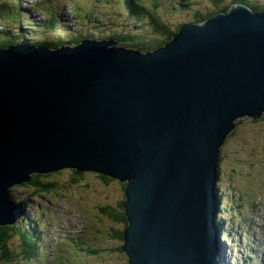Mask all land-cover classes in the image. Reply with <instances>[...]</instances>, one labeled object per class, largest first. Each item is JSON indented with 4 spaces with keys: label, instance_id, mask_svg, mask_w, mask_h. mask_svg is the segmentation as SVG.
I'll use <instances>...</instances> for the list:
<instances>
[{
    "label": "water",
    "instance_id": "95a60500",
    "mask_svg": "<svg viewBox=\"0 0 264 264\" xmlns=\"http://www.w3.org/2000/svg\"><path fill=\"white\" fill-rule=\"evenodd\" d=\"M263 115L264 12L246 5L147 54L93 39L0 48V225L23 216L14 185L74 168L127 183L130 264H217L219 149L235 120Z\"/></svg>",
    "mask_w": 264,
    "mask_h": 264
},
{
    "label": "rangeland",
    "instance_id": "374dc122",
    "mask_svg": "<svg viewBox=\"0 0 264 264\" xmlns=\"http://www.w3.org/2000/svg\"><path fill=\"white\" fill-rule=\"evenodd\" d=\"M38 1L40 0H0L3 15L0 16V25H5L10 30L19 28L21 23H25L26 13L32 14V5H36ZM47 1L48 5L47 2L44 4L46 7L42 3L36 6L38 11L33 12L31 26H23L26 29L22 32L24 40L31 39L29 41L34 44H57L73 43L74 40L80 39L85 31L95 35L92 39L98 38L104 32L124 34L131 20L138 21L139 24L129 31L150 37L147 39L149 41L162 33V26L157 23H164L171 32H176L179 28V32L184 24L195 19L197 13H205L202 11L212 5H229L235 0H131L134 5L145 8V11L138 10L135 15L123 11V8H126L124 0ZM250 1L264 5V0ZM87 16L95 23H88ZM56 17L64 27L54 25L53 19ZM114 24H118L121 29L115 28ZM93 26L98 27L97 30H94ZM253 119H238L237 124H244H236L230 132H233V135H228L222 145V154L220 151L219 155V160L224 157L220 166V181L217 183L223 200L219 217L223 216L228 222L225 237L227 246L230 245L231 249L229 253L227 250L226 252L228 258L234 259L235 262L239 259L242 264L264 263V120L255 122ZM34 174H31V180ZM47 174L50 175L40 181L55 184L54 189L37 193L36 187L24 186L29 183L25 182L14 185L10 191L12 199L20 200L21 205L23 199L36 192L27 206L30 213L28 221L17 220L10 225L15 227L20 224L27 232L31 230L32 225L41 232L39 243L46 249L39 251V259L33 264H44L46 260L49 264L64 260L65 264H130L126 252L119 250L120 247L124 248V231L128 224H118L110 219H114L113 216L118 210L121 213L124 211V184L114 179L109 183L105 182L99 173L95 172H83L80 180L76 181L72 169ZM105 207L115 212L102 214L101 209ZM212 219L215 224L216 216L212 215ZM255 226L257 233H250L251 238H245V233L242 232L244 240L240 241L241 233L238 229L248 232ZM117 230L123 231L122 241L114 236ZM9 237L8 245L11 250L15 254L19 253V235L12 234ZM248 243L250 247L246 246ZM53 246H57L54 252ZM94 248H97L98 252L93 253ZM246 253L250 255V261L247 262ZM16 258L13 263L2 261L0 264H32L26 257L23 260Z\"/></svg>",
    "mask_w": 264,
    "mask_h": 264
},
{
    "label": "trees",
    "instance_id": "16d2710c",
    "mask_svg": "<svg viewBox=\"0 0 264 264\" xmlns=\"http://www.w3.org/2000/svg\"><path fill=\"white\" fill-rule=\"evenodd\" d=\"M127 2V5L129 6V8H134L130 3L131 0H125ZM236 3H242V4H247L250 8H252L255 12H264V5H258V4H254L252 3L250 0H235L234 2H232V4H227V5H221L219 4L218 7H214L213 5L210 6L208 8V13L205 14L204 16L196 19V22L197 23H201V22H204L206 21L208 18L214 16L215 14L219 13V12H226L229 10V8L236 4ZM218 11V12H217ZM12 17H14V14L12 15ZM157 25L159 26H162L161 27V35L160 36H157L149 41H147V39H149L150 37H146L144 36L145 38L143 40H140V42H137L136 40H138L137 37H134V38H129L128 40H122L121 37L119 36H114V37H118L121 44L122 45H125V46H129L131 48H134L136 50H140V51H144V52H149V51H153L161 46H165L167 43H169L172 38H173V35L178 32V29L176 32H171L170 28L167 27L164 23H157ZM155 35V34H154ZM15 39L16 41H20V39L22 38V35L20 37H17L15 34ZM8 40V39H6ZM81 38L80 39H76L75 42H80ZM24 41V40H23ZM25 43L27 44H31V45H34L33 42H30V41H27L25 40L24 41ZM21 43V41H20ZM37 44V43H35ZM63 44V42H60V43H57V44H52L51 48H55V47H59ZM9 43H2L0 44V47H5V46H8ZM264 120V117L263 119ZM260 119L256 120L255 122L257 121H262ZM231 135H233V132L229 135V137H231ZM226 142V141H225ZM222 151H223V147H221V154H222ZM224 160V157L220 160H218V165L217 167H219V174H218V182L220 181V177H221V171H220V166L222 164ZM74 174H75V180H80V177H82L83 175V172H78L76 171L75 169H72ZM48 175L50 174H34L33 175V180H31L29 183H26L24 184V186H27V185H30V186H33V187H36L37 190L36 192L38 193H45L46 191H49L51 189H54V187H56L55 184H51V183H48V182H44V181H40V179H43L44 177H48ZM101 178L104 179L105 182H110L112 180V178H109L107 176H104V175H101L99 174ZM79 177V179H78ZM76 180V181H77ZM124 186H125V183H124ZM36 192H34L31 196H28L26 197L25 199L22 200V206L26 207L29 205L30 201H31V198L34 194H36ZM216 203H215V216L217 218V222L215 224V227L217 229V234L220 235L219 236V240L221 239L222 237V233L221 232H224L225 233V230L227 229V222H224V217L223 216H220L221 215V205H223V200H222V195H221V189L219 186H217L216 184ZM15 201L18 200V199H14ZM21 201L19 200V203ZM119 207H121V204H119ZM101 212L102 214H105L107 212H115L114 210L108 208V207H105V208H102L101 209ZM27 218H25V221H28L29 219V215L26 216ZM114 219L110 218L112 221H114L115 223H118V224H125L126 223V216H125V212L123 211L121 213L120 210H118L117 212H115V215L113 216ZM31 230H29L28 232L26 230H23L22 227L20 226V224H18L17 226H10V225H0V262L2 261H7L10 262V263H13V260H16L17 258L16 257H20L21 260L25 259V257L27 258V260L30 262V263H35V260L37 261L39 259V251L42 250V245L40 242L41 240V232L36 228V227H33L32 225L30 226ZM12 234H17L19 235L20 237V244H21V251L17 254L13 253V251L11 250L10 246L8 245V240H9V235L11 236ZM118 240H123V231H119L117 230L115 232V235H114ZM220 246H221V253H223V255L221 254L220 255V264H223L222 263V260L224 257H227V254H226V250H227V239L225 237V235L223 236V240L220 241ZM223 246V247H222ZM224 248H225V252H224ZM119 250H122V247L119 248ZM93 253H96L98 252L97 251V248H94V251L92 250ZM24 254L26 256H24ZM30 257H33L34 259L32 260ZM228 258V257H227ZM6 263V264H7ZM62 264H64V261L61 262ZM4 264V262H3ZM41 264V263H39ZM45 264H49L48 263V260H46ZM57 264V263H56Z\"/></svg>",
    "mask_w": 264,
    "mask_h": 264
},
{
    "label": "bare ground",
    "instance_id": "6f19581e",
    "mask_svg": "<svg viewBox=\"0 0 264 264\" xmlns=\"http://www.w3.org/2000/svg\"><path fill=\"white\" fill-rule=\"evenodd\" d=\"M17 37H20L21 35H22V33H16L15 34ZM23 36L24 35H22V38L20 39V41H21V43H25L24 41L25 40H27V39H23ZM24 40V41H23ZM29 40H31V39H28L27 41H29ZM31 42V41H30ZM20 43V42H19ZM27 44V43H26ZM30 44V43H29ZM31 45V44H30ZM31 46H36L35 44L34 45H31ZM238 123V120L236 121H234V125L236 126V124ZM234 129V128H233ZM232 129V130H233ZM231 130V131H232ZM231 131H229V132H231ZM230 134V133H229ZM222 147V146H221ZM220 151H221V149H219V155H220ZM218 162V161H217ZM64 169H74V168H64ZM61 170H63V169H61ZM60 171V170H59ZM219 167H217V179H216V182H215V187H213V197H214V208H213V212H212V215H214L215 216V201H216V192H215V190H216V184L218 183V174H219ZM221 171V170H220ZM58 172V171H57ZM86 173V172H85ZM35 174H38V173H35ZM221 174V173H220ZM110 178V177H109ZM31 180V179H30ZM119 182V181H118ZM121 183V182H120ZM124 184V183H123ZM126 186H127V183H125V186H124V190H125V193H126ZM214 192H215V194H214ZM126 200V199H125ZM124 206V205H123ZM124 212H125V210H124ZM225 212V211H224ZM125 216H126V220H127V215H126V213H125ZM224 219V218H223ZM228 223V222H227ZM216 224V223H215ZM215 224H214V222H213V219H212V227L213 228H215V232H216V240H217V244H218V248H219V252H218V254H217V259H216V262H217V264H220V255L222 254L223 255V253H221V246H220V241L221 240H223V236L225 235L224 234V232H221L222 233V237H221V239H220V241H218L219 240V236L220 235H218L217 234V229H216V227H215ZM128 227V226H127ZM256 228V226L255 227H253L251 230L252 231H244V230H242V229H238L239 230V232L241 233V235H242V232H244L245 234L244 235H246V236H250V233H253L254 235L257 233V230L255 229ZM125 231H126V229H125ZM233 234V233H232ZM238 235H240V234H238ZM232 237L233 238H235V236L234 235H232ZM250 238H251V236H250ZM259 240V238L257 239V241ZM240 241H241V239H240ZM228 242V241H227ZM231 242V241H230ZM125 244V243H124ZM225 244H227V243H225ZM249 244V243H248ZM247 247H250L251 245L249 244V245H246ZM253 247L252 248H254V253H255V246H254V244L252 245ZM223 247V246H222ZM229 250L231 251V249H230V245H229V247L227 246V251H228V253H229ZM94 251V250H93ZM125 252V251H124ZM251 253H253V251L251 252ZM226 254H227V252H226ZM228 257V256H227ZM129 261H130V259H129ZM264 262V261H263ZM130 263V262H129ZM264 264V263H263Z\"/></svg>",
    "mask_w": 264,
    "mask_h": 264
},
{
    "label": "clouds",
    "instance_id": "9594fccd",
    "mask_svg": "<svg viewBox=\"0 0 264 264\" xmlns=\"http://www.w3.org/2000/svg\"><path fill=\"white\" fill-rule=\"evenodd\" d=\"M126 223L128 224V221L126 220Z\"/></svg>",
    "mask_w": 264,
    "mask_h": 264
}]
</instances>
